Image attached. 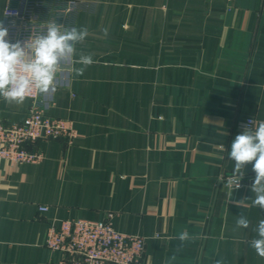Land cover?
<instances>
[{
  "label": "crops",
  "instance_id": "crops-1",
  "mask_svg": "<svg viewBox=\"0 0 264 264\" xmlns=\"http://www.w3.org/2000/svg\"><path fill=\"white\" fill-rule=\"evenodd\" d=\"M25 1L0 0V23ZM35 13L86 27L74 59L96 62L64 65L42 95L73 122L72 143L40 142L37 163L0 159V264H45L49 225L81 218L143 236L142 264H264L252 165L231 195L224 185L244 120H264V0H40ZM31 104L0 98V119L22 122ZM183 231L196 238L178 251Z\"/></svg>",
  "mask_w": 264,
  "mask_h": 264
},
{
  "label": "clouds",
  "instance_id": "clouds-1",
  "mask_svg": "<svg viewBox=\"0 0 264 264\" xmlns=\"http://www.w3.org/2000/svg\"><path fill=\"white\" fill-rule=\"evenodd\" d=\"M88 35L86 27L69 28L57 22H48L41 34L30 37L23 44L20 41L12 43L8 39V29L0 23V98L9 104L19 105L34 92L43 95L54 93L59 74L66 64L82 65V68L75 70L82 73L84 68L96 62L92 55L83 53L74 59L77 55L76 45ZM221 149L225 151L224 145H221ZM228 158L234 161L232 174L224 184L230 189V195L234 189L241 187L244 168L251 164L255 173L251 184L254 193L252 206L264 209V120H252L243 126V131L231 143ZM234 203L237 207L246 206L245 200ZM236 227L248 229L250 221L241 214L236 220ZM254 231L258 238H253L250 246L259 257L264 258V219L258 222ZM195 238L187 231L174 237L181 242L178 251L185 242Z\"/></svg>",
  "mask_w": 264,
  "mask_h": 264
},
{
  "label": "built area",
  "instance_id": "built-area-1",
  "mask_svg": "<svg viewBox=\"0 0 264 264\" xmlns=\"http://www.w3.org/2000/svg\"><path fill=\"white\" fill-rule=\"evenodd\" d=\"M39 3L40 0H27L22 6H8L5 9L4 27L9 31L8 39L10 42L15 43L20 41L23 44L30 37L44 32L48 22H57L56 20L48 21L40 19L36 15L35 8ZM69 4L72 7L74 2L70 1ZM42 95L34 92L27 97L31 100L32 105L29 109V116L23 123L6 125V128L3 125L0 126V151L2 149L1 146L8 142L6 139L15 136L19 140V143L16 145L14 143L11 150L17 156V161H15L17 164L26 162L35 163L42 159L41 153L30 151L39 139L62 138L68 142H72L71 139L76 135L72 122L63 118L47 116L45 110L42 108L37 109L38 106L43 107L42 105L45 103L44 99L41 98ZM252 120L255 119H247L245 125ZM5 148H3V151ZM0 156L9 157L2 153H0ZM47 210V205L39 206V211L45 212ZM74 221L64 220L60 225L52 224L47 231L45 244L51 247L56 240H61V246L64 247L67 246V240L71 239L70 237L74 233L78 237L80 236L79 234L84 235L92 231H95V234L97 233L100 243L89 255L74 254V251H69L64 247L67 250L65 252L68 254V257L62 262L63 264H112L107 260H114L115 253L127 256L119 264H136L137 257L141 258L144 253L145 238L143 236L122 233L110 221ZM55 249L61 250L60 247H56ZM90 258L95 259V263ZM138 262L140 261L138 260ZM51 264L57 263L53 262Z\"/></svg>",
  "mask_w": 264,
  "mask_h": 264
},
{
  "label": "rangeland",
  "instance_id": "rangeland-1",
  "mask_svg": "<svg viewBox=\"0 0 264 264\" xmlns=\"http://www.w3.org/2000/svg\"><path fill=\"white\" fill-rule=\"evenodd\" d=\"M70 8V7H69ZM42 98V97H41ZM32 105V104H31ZM43 107H40L38 106L37 109H43L45 110V112L47 113V116H51V117H56V116H53V115H49L48 112H47V104L46 102L42 105ZM29 110L27 112V115H26V118L29 116ZM25 118V120H26ZM57 118H60V117H57ZM251 118V117H249ZM249 118H246L244 120V125H245V122H247V119ZM65 120H68L69 122H72L71 120L69 119H66V118H63ZM24 120V121H25ZM24 121L22 122H11V121H4L2 119H0V126H4L6 128V125H12V124H21L23 123ZM73 123V122H72ZM75 130V128H74ZM76 132V131H75ZM62 139V138H61ZM74 139V138H73ZM73 139H71L73 141ZM8 142L3 144L1 147V151L0 153H2L3 155H7L8 158H5V157H1L0 156V159H4L5 161H7L9 164L11 165H20L22 163H19L17 164L15 161H17V156L14 152H12V147L15 143V145L17 143H19V140L17 137L15 136H12V138L10 139H6ZM45 140H58V139H39L37 141V143L34 145V147L32 149H30V151L32 152H36V153H41L40 155L42 156V159H44L45 157V153L42 149H40L38 146H39V143L42 142V141H45ZM68 142V141H67ZM68 143H72V142H68ZM6 147V148H5ZM3 148H5V150L3 151ZM10 158V159H9ZM41 160H39L38 162H40ZM37 163V162H35ZM242 184V183H241ZM66 220H71V222H75L74 220H86V221H99V220H89V219H66ZM64 221V220H63ZM101 221H110L111 220H101ZM62 222V221H61ZM112 223V222H111ZM54 224V223H53ZM113 224V223H112ZM52 224L49 225L48 229L50 228ZM47 229V231H48ZM46 235H47V232H46ZM80 236L77 237V234L74 233L72 237H70L71 239H68L67 240V246H64L65 248H67L69 251H74V254H78V255H89L90 253H92L99 245V240H98V236H97V233L95 234V231H92L91 233L87 232L85 233L84 235H81L79 234ZM46 237L45 236V241H46ZM45 241H44V245L47 249H49L51 252L53 253H56V257L55 258H52L51 260H48L45 264H51L53 262L57 263V264H63L62 262L65 261L68 257V254L65 252L67 251L64 247L61 246V240H56L53 245L50 247V246H47L45 244ZM72 244V245H71ZM97 245V246H96ZM69 246V247H68ZM56 247H60L61 250H57L55 249ZM73 247V248H72ZM78 252V253H77ZM130 253V252H129ZM89 257V256H88ZM116 257V258H115ZM127 256L126 255H120L118 253H115L114 254V260H107V261H110V263L114 264V263H121L122 261H124V259L126 258ZM140 257H137V260H136V264H142V259H143V254L141 256V258L139 259ZM92 260L93 263H95V259L93 258H90ZM138 260L140 262H138Z\"/></svg>",
  "mask_w": 264,
  "mask_h": 264
}]
</instances>
